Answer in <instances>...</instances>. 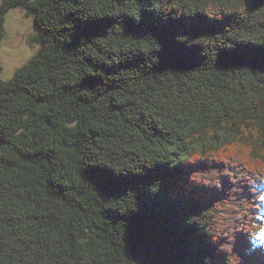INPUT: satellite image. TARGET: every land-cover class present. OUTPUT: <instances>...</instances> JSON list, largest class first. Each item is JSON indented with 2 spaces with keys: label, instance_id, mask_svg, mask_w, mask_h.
Wrapping results in <instances>:
<instances>
[{
  "label": "trees",
  "instance_id": "1",
  "mask_svg": "<svg viewBox=\"0 0 264 264\" xmlns=\"http://www.w3.org/2000/svg\"><path fill=\"white\" fill-rule=\"evenodd\" d=\"M14 6L0 264H264V0Z\"/></svg>",
  "mask_w": 264,
  "mask_h": 264
},
{
  "label": "rangeland",
  "instance_id": "2",
  "mask_svg": "<svg viewBox=\"0 0 264 264\" xmlns=\"http://www.w3.org/2000/svg\"><path fill=\"white\" fill-rule=\"evenodd\" d=\"M36 33L37 30L33 27L31 17L26 16L23 7L14 6L7 11L4 20V35L0 42V79H9L17 68L34 55L39 44L32 42L30 38ZM260 190L263 191L264 196V181L260 183ZM260 214V217L264 219V208ZM252 242L257 252L264 256V246H257L264 244V238L257 235Z\"/></svg>",
  "mask_w": 264,
  "mask_h": 264
},
{
  "label": "snow or ice",
  "instance_id": "3",
  "mask_svg": "<svg viewBox=\"0 0 264 264\" xmlns=\"http://www.w3.org/2000/svg\"><path fill=\"white\" fill-rule=\"evenodd\" d=\"M261 238H264V231L261 232Z\"/></svg>",
  "mask_w": 264,
  "mask_h": 264
},
{
  "label": "clouds",
  "instance_id": "4",
  "mask_svg": "<svg viewBox=\"0 0 264 264\" xmlns=\"http://www.w3.org/2000/svg\"><path fill=\"white\" fill-rule=\"evenodd\" d=\"M257 246H264V244H262V245H257ZM204 264H207V260H205Z\"/></svg>",
  "mask_w": 264,
  "mask_h": 264
}]
</instances>
